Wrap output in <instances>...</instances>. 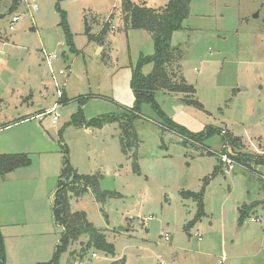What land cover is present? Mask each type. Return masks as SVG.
Masks as SVG:
<instances>
[{
	"label": "rangeland",
	"instance_id": "1",
	"mask_svg": "<svg viewBox=\"0 0 264 264\" xmlns=\"http://www.w3.org/2000/svg\"><path fill=\"white\" fill-rule=\"evenodd\" d=\"M10 1L0 8V154L24 153L29 163L0 175V264L53 260L63 157L96 176L97 190L116 194L101 202L92 188L68 192L70 211L83 212L115 254L86 248L83 234L53 264H264V164L254 163L264 157V0H190L171 34L202 107L185 104L181 93L155 99L188 132L215 129L202 140L178 134L149 103L136 105L132 73L154 46L145 30L126 28L123 0H37L36 11L21 0L9 12ZM129 1L160 8L168 0ZM12 15L19 20L9 29ZM107 20L99 43L93 37ZM47 53L56 55L50 64ZM151 69L140 66L144 75ZM78 109L88 120L118 114L131 126L121 119L74 126ZM231 137L238 141L225 152ZM229 153L247 154L253 169ZM216 155L222 166L214 172Z\"/></svg>",
	"mask_w": 264,
	"mask_h": 264
},
{
	"label": "trees",
	"instance_id": "2",
	"mask_svg": "<svg viewBox=\"0 0 264 264\" xmlns=\"http://www.w3.org/2000/svg\"><path fill=\"white\" fill-rule=\"evenodd\" d=\"M190 0H168L167 3L160 8H151L144 6L143 4L128 3V0H123V22L128 29H142L151 35L154 52L148 56L140 57L137 67L134 69L131 78V87L135 96V103L138 105L141 102L149 103L156 112L162 116L167 124H171V129L178 132V134L187 136L190 139L202 140L207 135L215 131L214 128L207 129L201 132L192 133L188 132L184 127L174 123L165 113L159 108L155 95L157 92L167 93H181L184 97L181 99L187 105H194L202 107L201 103L196 100L193 95L195 88L193 85L187 82L181 72L180 59L182 54L180 48L171 45V34L173 31L181 29L184 19L187 18L189 12ZM18 6V0H11L10 5L7 8L9 12H13ZM1 8V0H0ZM58 11H62L58 8ZM63 13V11L61 12ZM1 15V13H0ZM109 20L105 21L101 30L94 36L99 43L102 41V37L109 29ZM66 32L68 29L64 28ZM146 63H152L151 71L144 75L140 71V66ZM64 97L60 102H67ZM84 100H82L83 102ZM130 116L136 115L135 110L131 112ZM123 121L124 125L131 126L129 121L124 120L122 116L114 113L100 115L97 118L86 119L81 109H78L76 113L72 115L71 123L74 126H97L101 127L105 123H111L114 121ZM172 121V122H171ZM218 130V129H216ZM219 131V130H218ZM129 134H131L129 132ZM222 134V132H221ZM133 135V134H132ZM223 135L229 136V133L225 131ZM134 136V135H133ZM187 140L186 138H184ZM229 143L224 142V151L229 152L226 148L227 144H236L238 139L229 138ZM123 142V140H122ZM184 142V141H183ZM122 150L126 151L124 144L122 143ZM212 153V152H211ZM230 157L241 165L246 166L249 169H253L249 164L251 158L247 154H231ZM218 164L215 166L214 172L221 168L220 158L216 155ZM29 163L28 157L24 154H0V175L7 173L14 168L23 166ZM255 164L263 163L262 160L256 159ZM96 176L94 175H82L77 173L70 165L68 159L63 157L62 167L60 170L57 189L55 191L54 200L52 203V216L55 224L60 228V238L56 245L53 260L48 264L56 263L59 253L66 250L68 245L75 242L78 237L83 234L88 235V241L86 242V248L89 246L95 249H101L106 253L114 256V249L110 243L105 240V235L98 228L94 227L86 218L83 212H71L68 202V192L72 191L75 194L83 193L92 188L95 191L96 199L103 202L107 196L116 195L112 192L97 190ZM190 191H185L183 196L190 195ZM201 199V192L198 193ZM201 208V205H200ZM245 209V208H244ZM241 211V217L244 216L245 210ZM196 218L193 220L195 221ZM82 248L79 253L82 257L84 250ZM2 246L0 241V261L2 262ZM111 264H124V260L118 259L111 262Z\"/></svg>",
	"mask_w": 264,
	"mask_h": 264
},
{
	"label": "built area",
	"instance_id": "3",
	"mask_svg": "<svg viewBox=\"0 0 264 264\" xmlns=\"http://www.w3.org/2000/svg\"><path fill=\"white\" fill-rule=\"evenodd\" d=\"M21 0H18V3H20ZM29 9H31L32 11H36L38 10V5H37V0H31L29 3ZM19 20V16L18 15H12L11 16V19L9 20V29H13V26L14 24ZM1 52V50H0ZM56 58V55L55 54H50V53H47L45 55V60L47 62V64H50L51 60ZM59 73H62L61 70H59ZM57 104H53V106L50 108L49 112H53V116H52V123L54 124L59 116V114L56 112V109H57ZM222 133H225V130H222L221 131ZM222 156L224 157L225 155L222 154ZM253 220V218H252ZM196 237L198 240L201 239L200 235L199 234H196ZM164 239L165 240H168L169 239V235L167 233L164 234ZM95 255V253L93 254V256ZM219 264H222L223 263V260H220L218 261Z\"/></svg>",
	"mask_w": 264,
	"mask_h": 264
},
{
	"label": "crops",
	"instance_id": "4",
	"mask_svg": "<svg viewBox=\"0 0 264 264\" xmlns=\"http://www.w3.org/2000/svg\"><path fill=\"white\" fill-rule=\"evenodd\" d=\"M48 111V109L47 110H45V111H43L42 113H46ZM41 112L40 113H37V114H35V118H38V117H40V115L42 114ZM32 116H30V118H31Z\"/></svg>",
	"mask_w": 264,
	"mask_h": 264
},
{
	"label": "water",
	"instance_id": "5",
	"mask_svg": "<svg viewBox=\"0 0 264 264\" xmlns=\"http://www.w3.org/2000/svg\"><path fill=\"white\" fill-rule=\"evenodd\" d=\"M128 3L131 4V2L128 0ZM3 17V14L0 15V18ZM258 114H260V110H258Z\"/></svg>",
	"mask_w": 264,
	"mask_h": 264
}]
</instances>
